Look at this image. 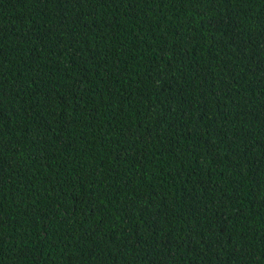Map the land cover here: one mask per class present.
Instances as JSON below:
<instances>
[{
	"label": "trees",
	"instance_id": "obj_1",
	"mask_svg": "<svg viewBox=\"0 0 264 264\" xmlns=\"http://www.w3.org/2000/svg\"><path fill=\"white\" fill-rule=\"evenodd\" d=\"M0 264H264V0H0Z\"/></svg>",
	"mask_w": 264,
	"mask_h": 264
}]
</instances>
